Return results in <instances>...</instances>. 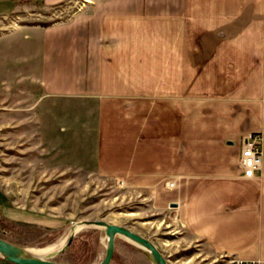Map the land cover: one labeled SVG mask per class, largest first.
<instances>
[{
    "label": "crops",
    "instance_id": "1",
    "mask_svg": "<svg viewBox=\"0 0 264 264\" xmlns=\"http://www.w3.org/2000/svg\"><path fill=\"white\" fill-rule=\"evenodd\" d=\"M70 1L0 0V17ZM137 3L104 0L0 40L22 78L33 68L39 105L66 115L67 131L89 128L97 173L150 189L179 176L188 232L214 254L264 264V0ZM250 133L262 134V163L246 180Z\"/></svg>",
    "mask_w": 264,
    "mask_h": 264
},
{
    "label": "rangeland",
    "instance_id": "2",
    "mask_svg": "<svg viewBox=\"0 0 264 264\" xmlns=\"http://www.w3.org/2000/svg\"><path fill=\"white\" fill-rule=\"evenodd\" d=\"M102 1L72 0L50 9L34 3L18 15L0 17V36L20 23L69 21ZM2 44L0 40V239L32 258L100 264L107 237L93 223L104 221L152 241L168 264H232L240 259L212 253L188 232L175 199L179 176L166 177L150 189L145 183L97 173L90 159L94 142L89 128L83 135L80 128L67 131L73 127L63 125L66 115L58 118L55 105H39L42 93L33 84V68L25 66L22 78L13 69L18 63L15 47L12 51ZM72 234V245L60 252ZM49 247L47 254L32 252ZM0 264L13 263L0 256ZM111 264L153 263L144 249L117 236Z\"/></svg>",
    "mask_w": 264,
    "mask_h": 264
},
{
    "label": "water",
    "instance_id": "3",
    "mask_svg": "<svg viewBox=\"0 0 264 264\" xmlns=\"http://www.w3.org/2000/svg\"><path fill=\"white\" fill-rule=\"evenodd\" d=\"M93 226L103 228L107 237L105 256L100 264H111L114 257L115 239L117 236H122L133 244L144 249L153 264H168L166 258L152 241L140 236L129 228L116 226L104 221L94 222ZM73 240L74 234L69 237L66 245L60 252L67 250ZM0 256L13 264H60L48 260L29 257L24 249L2 239H0Z\"/></svg>",
    "mask_w": 264,
    "mask_h": 264
},
{
    "label": "built area",
    "instance_id": "4",
    "mask_svg": "<svg viewBox=\"0 0 264 264\" xmlns=\"http://www.w3.org/2000/svg\"><path fill=\"white\" fill-rule=\"evenodd\" d=\"M262 142L263 137L260 133H251L245 136L240 145L239 166L242 178L252 180L259 171L262 163ZM232 264H259L255 261H244L234 259Z\"/></svg>",
    "mask_w": 264,
    "mask_h": 264
},
{
    "label": "bare ground",
    "instance_id": "5",
    "mask_svg": "<svg viewBox=\"0 0 264 264\" xmlns=\"http://www.w3.org/2000/svg\"><path fill=\"white\" fill-rule=\"evenodd\" d=\"M61 243V242H60ZM63 243V242H62ZM61 243V244H62ZM132 243V242H131ZM61 244H60V246H61ZM56 245V244H55ZM55 245H54V247H55ZM53 247H49V248H46V249H42V250H32V252L33 253H35V254H37V255H40V254H47V252H49V251H51V249H52ZM55 249V248H54ZM58 251V250H57ZM29 253V252H28ZM35 254H33V255H35ZM42 256V255H41ZM50 256V255H49ZM39 257V256H38ZM47 257V256H46Z\"/></svg>",
    "mask_w": 264,
    "mask_h": 264
},
{
    "label": "trees",
    "instance_id": "6",
    "mask_svg": "<svg viewBox=\"0 0 264 264\" xmlns=\"http://www.w3.org/2000/svg\"><path fill=\"white\" fill-rule=\"evenodd\" d=\"M28 1H31V0H28ZM28 1H27V2H28ZM23 2H24V1H23ZM71 245H72V243L70 244V246H71ZM70 246H69V248H70Z\"/></svg>",
    "mask_w": 264,
    "mask_h": 264
}]
</instances>
